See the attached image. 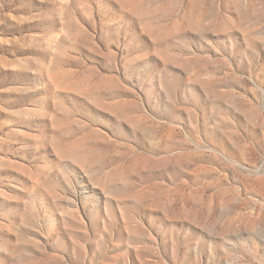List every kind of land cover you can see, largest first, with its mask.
Here are the masks:
<instances>
[{
    "label": "rangeland",
    "instance_id": "obj_1",
    "mask_svg": "<svg viewBox=\"0 0 264 264\" xmlns=\"http://www.w3.org/2000/svg\"><path fill=\"white\" fill-rule=\"evenodd\" d=\"M0 264H264V0H0Z\"/></svg>",
    "mask_w": 264,
    "mask_h": 264
}]
</instances>
